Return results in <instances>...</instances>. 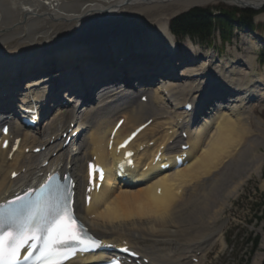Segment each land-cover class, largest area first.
<instances>
[{
  "label": "bare ground",
  "instance_id": "1",
  "mask_svg": "<svg viewBox=\"0 0 264 264\" xmlns=\"http://www.w3.org/2000/svg\"><path fill=\"white\" fill-rule=\"evenodd\" d=\"M146 1L0 0V111L8 110L0 114V119L6 120L13 113L8 102L17 94L23 104L43 103L52 98L51 90L59 88L63 79L71 78L82 87V91H72L77 101L71 96L68 104L72 105L60 104L36 130H24L13 120L11 134L23 140L21 151L11 159V147L4 151L0 145V201L23 181L35 179L46 161L47 169L56 162L57 166L71 168L83 193L85 163L95 156L107 168L106 180L101 190L92 194L89 208L84 202L78 204V213L92 232L118 247L126 242L149 258L151 264H205L212 247L224 246L220 216L229 198H236L245 179L259 175L263 166L264 121L255 116L251 105H264V73L257 74L255 68L254 47L259 44L253 42L245 58L237 55L212 69L213 60L208 66H198L197 60L183 58L187 51L177 49L165 15L153 26L142 27L139 36L130 33L132 24L123 25L113 34V24L126 11H130L131 18L167 3L179 9L219 3L237 6L234 8H263L264 0ZM256 20H264V15ZM97 25L99 29L91 31ZM63 30L68 45L57 47ZM101 35L106 37L102 39ZM86 36L97 42L94 48L84 46ZM14 39L18 42L8 49ZM101 48L105 52L96 55ZM115 56L124 61L107 72L104 61H110L113 68ZM80 60L85 61L81 72L64 70ZM158 60L162 65L154 69ZM176 63L190 65L182 68L181 77L174 75ZM34 70H43L42 75L47 77L36 73L30 78L33 81L29 80L22 89L18 87L28 81L22 77ZM150 71L166 77L154 86L155 77ZM10 82L18 84V88L10 89ZM98 86L102 87L95 88ZM141 96L148 97L146 103L140 101ZM215 96L218 99L211 100ZM187 103L195 105L196 113L182 111ZM201 108L203 113L198 117ZM118 118L126 121L117 141L149 119L154 120L132 143L137 153L142 146L147 147L137 155L139 170L127 181L115 178L111 164L120 156L107 148ZM71 124H75L71 132L79 131L78 139L64 148L59 137L69 131ZM182 133L188 135L186 141ZM150 143L155 146L150 147ZM183 144L190 146L185 167L160 174L148 185H139L147 176L159 172L158 167H153L158 152L168 150L162 160H171L182 153ZM42 146L46 148L44 152L33 155L32 150ZM26 149H31L29 154ZM144 167H148L147 172L142 170ZM14 173L19 177L12 180ZM261 235L260 251L251 264H262L264 230ZM94 258L108 259L104 254ZM91 263L89 259H77L69 264Z\"/></svg>",
  "mask_w": 264,
  "mask_h": 264
},
{
  "label": "rangeland",
  "instance_id": "2",
  "mask_svg": "<svg viewBox=\"0 0 264 264\" xmlns=\"http://www.w3.org/2000/svg\"><path fill=\"white\" fill-rule=\"evenodd\" d=\"M84 1L89 3L91 0ZM192 7L196 6H191L190 8ZM200 7H219L224 11L230 12L235 9L234 7L237 6H230L225 3H219ZM187 9L189 8L179 9L176 4L167 3L165 6L159 8L158 10H154L151 12H142L141 14H138L131 18H129L130 11H126V14L113 24L114 28L112 29V33L116 34L118 30L123 29L121 28L123 25L126 26L128 24H132L134 27L130 33L139 36L138 34L143 31L142 27H146V25L148 27L153 26L161 17V15L167 16L168 20L170 21L176 15L185 12ZM257 14V16L264 15V11H258ZM256 18L257 17H255L253 20L254 26L258 28L261 27L259 30L263 31L264 20H256ZM99 27L100 26L97 25L96 27L92 28L91 31H95L96 29H99ZM260 31L255 32L259 33L264 38V31ZM66 35L67 34L64 30L60 32L57 38V47H64L68 45L65 41ZM104 36L105 35H101L102 39L106 37ZM17 42V39L10 41V43L7 45L8 49H10ZM253 42H256V38L251 35L250 32L237 29L231 42L227 45L222 44L220 35L216 34L213 46L211 47L203 46L187 38L180 42H177V49H181L184 53L185 51H187L188 55H186L187 53L183 55V58L187 60H189L190 58L197 61L201 60L200 63L195 64L198 66L208 64L209 58L211 57V60H213L212 57H214L212 67L213 69H215L219 65L218 63L220 61L222 62L230 59L232 60L237 55V57L245 58L247 55V50L251 47ZM82 43L85 44L84 46L94 48L97 42H92L91 38H87L86 36L85 40ZM188 50L190 52H188ZM254 51L257 55V65L255 66L256 73L261 75L264 73V43H262L261 47H254ZM218 55L219 57H217ZM83 62L85 61L82 60V62H74L73 64H70L65 70L75 69L77 70V72H81V70L83 69V67L81 68ZM53 63L55 64L56 61ZM155 64L159 65L158 63ZM184 67H190V65L188 64L187 66H182V68ZM38 71L39 70H34L24 76L30 77L32 74L35 75L36 73H38ZM40 74L41 76H43L42 73H38V75ZM84 76L85 74H83V77ZM44 77L46 78L47 74L44 75ZM27 82L28 81H26V83ZM61 84H64V79L62 80ZM251 105H253L254 107L255 116L261 118L264 121V105H258L257 102H252ZM261 152L264 153V148H261ZM226 193L228 194L227 190ZM220 224H223L222 232L225 234L227 245L223 248L219 244L212 247L210 250V254H208L209 257L205 261V264H251L257 253L260 251V244L262 241L261 234L264 230V161L259 175L252 174L248 178H246L244 185L239 190L238 196L232 199L231 197L229 198L228 205L221 213ZM255 241L256 243L258 242L257 246H255Z\"/></svg>",
  "mask_w": 264,
  "mask_h": 264
},
{
  "label": "snow or ice",
  "instance_id": "3",
  "mask_svg": "<svg viewBox=\"0 0 264 264\" xmlns=\"http://www.w3.org/2000/svg\"><path fill=\"white\" fill-rule=\"evenodd\" d=\"M70 203V195L55 204L37 202L0 220V264H64L78 250L96 246L84 238ZM23 249L28 251L21 257Z\"/></svg>",
  "mask_w": 264,
  "mask_h": 264
},
{
  "label": "trees",
  "instance_id": "4",
  "mask_svg": "<svg viewBox=\"0 0 264 264\" xmlns=\"http://www.w3.org/2000/svg\"><path fill=\"white\" fill-rule=\"evenodd\" d=\"M218 11L220 14L216 15ZM255 15L257 12L251 10L234 9L228 12L219 7L194 8L173 18L170 30L178 40L190 37L203 44L212 45V37L217 30L221 32L222 39L226 42L232 37L236 27L253 28Z\"/></svg>",
  "mask_w": 264,
  "mask_h": 264
},
{
  "label": "water",
  "instance_id": "5",
  "mask_svg": "<svg viewBox=\"0 0 264 264\" xmlns=\"http://www.w3.org/2000/svg\"><path fill=\"white\" fill-rule=\"evenodd\" d=\"M147 1H151V0H147ZM147 1H146V2H147ZM241 9H251V10L258 11V10H260V9H261V7H260V8L244 7V8H241Z\"/></svg>",
  "mask_w": 264,
  "mask_h": 264
}]
</instances>
